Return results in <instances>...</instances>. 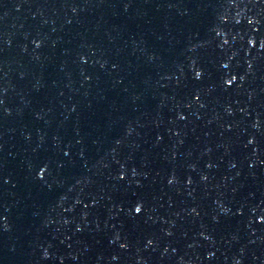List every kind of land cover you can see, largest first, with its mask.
<instances>
[{"label":"water","instance_id":"1","mask_svg":"<svg viewBox=\"0 0 264 264\" xmlns=\"http://www.w3.org/2000/svg\"><path fill=\"white\" fill-rule=\"evenodd\" d=\"M0 264H264V0H0Z\"/></svg>","mask_w":264,"mask_h":264}]
</instances>
